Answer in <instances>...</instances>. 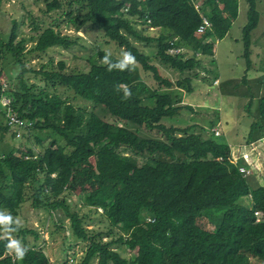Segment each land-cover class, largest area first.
<instances>
[{
	"label": "trees",
	"instance_id": "1",
	"mask_svg": "<svg viewBox=\"0 0 264 264\" xmlns=\"http://www.w3.org/2000/svg\"><path fill=\"white\" fill-rule=\"evenodd\" d=\"M193 1L200 3L202 15L211 26L200 38L194 36L200 15L193 8ZM41 2L45 14H54L32 40L26 54L68 47L70 42L59 34L61 25L72 26L75 32L81 28L94 30L117 49L131 52L140 71L149 74L156 87L153 94L143 97L142 90L146 89L136 84L137 76L131 79L132 69L109 71L103 64L91 65L86 72L66 73L64 63L59 61L54 68L48 66L35 72L45 85L61 87L93 109L100 107L108 115L106 120L44 90L35 92L34 87L22 82L21 92H12L8 86L11 111L29 125L22 128L21 138L30 131H44L49 141L42 147L35 137L37 146H41L36 153L34 149H14L15 152L0 155V216L12 218V223L0 224L4 231H0V264H49L40 250L25 242L26 236L37 240L34 230L15 220L28 196L32 209L41 210L48 218L51 213L60 212L68 220L71 236L84 243L81 259L73 264H237L233 260L243 253L264 264V186H255L238 172L237 165L230 162L227 144L214 140L219 136L217 130L218 136L214 137V129L208 134L194 124H168L182 111L192 114L193 110L173 102L168 93L158 92L180 88L182 84L189 86V76H197L202 58L212 55L215 41L222 39L231 27L230 20L221 12L224 0ZM244 3L240 55L247 71L251 65L250 34L257 25L258 13L256 0ZM149 27L155 32L149 34ZM15 38L16 23L11 20L6 40H0V60L3 54L13 59L20 68V78L25 70L24 40L15 42ZM138 44L153 47L157 65L140 51ZM171 47L189 51L188 57L167 54ZM160 67L189 76L171 82L160 75ZM243 81L244 76L241 84ZM119 85L128 87L130 98H123V89L117 91ZM144 98L151 100L152 105L142 104ZM257 112L263 120L264 81ZM3 129L15 138L5 125ZM174 155L186 160L171 162L158 158L170 159ZM26 156L35 159H24ZM90 158L93 164L87 163ZM79 164L87 173L94 171L108 179L123 180L137 207L134 224L120 230L121 234L113 240L103 241L108 234L86 230L82 218L69 210L64 191L72 168ZM117 211L113 202L104 215L117 223ZM13 229L16 230L7 235L19 237L21 245L27 248L23 260H16L15 254L6 250V233ZM115 245L123 246L128 257L114 250Z\"/></svg>",
	"mask_w": 264,
	"mask_h": 264
},
{
	"label": "rangeland",
	"instance_id": "2",
	"mask_svg": "<svg viewBox=\"0 0 264 264\" xmlns=\"http://www.w3.org/2000/svg\"><path fill=\"white\" fill-rule=\"evenodd\" d=\"M255 7H257L256 11L259 15V25L250 34L253 52L250 60L252 61V66L255 62L254 53L258 51V57L262 63H258L255 67L245 71L243 60L240 58L241 46L239 43L234 45L229 39H224L220 42L219 47H217L216 43L212 51L214 57L208 59L204 71L205 74H200V71L197 73L196 78H199L198 87L192 86V84H189V86L182 84L179 90L173 89L170 93L166 92L168 94L172 93L173 102L185 101L188 105L197 102L196 104L199 105V108H195V113L192 114L188 111L181 113L178 117L168 120V124L178 126L198 124L205 131L210 128H216L221 131V135L218 138H214V140L217 142L223 141V132L225 130L223 120H227V118L222 117V114L225 113L226 109L232 111L231 107L234 106L227 104V108L225 107V103L228 100L227 97L233 95L234 104H238L244 96L254 95L253 92L257 89V86L252 84L251 87L244 88L240 83L243 76L250 78L248 85L255 82L251 81L252 76H256V81L260 83L262 78H264V39L259 37L264 31V0H257ZM53 14H45L41 0H2L0 4V40L3 42L6 40L10 29V21L14 20L16 23L15 42L20 39L24 40L22 54L24 55L23 68L25 70L22 76L17 78L20 68L7 54H3V58L0 60L1 78L7 83L12 92L20 91V83L22 82L25 86L34 87L33 91L35 92L44 90L49 94H54L64 99L74 107L92 111L108 120V115H105L100 107L96 106L93 109L91 104L73 98L71 93L63 88H51L49 85H45L35 72L37 73L43 68L48 69V66L54 68V65L59 61L64 63V71L66 73L86 72L91 65L101 64L106 52H111V60L117 61V59L122 58L121 53L123 51L117 49L112 43L107 42L101 33L97 31L81 28L78 32H75L72 26L64 28L61 25L58 29L59 34L70 42L68 47L51 48L43 54H26L32 47V40L47 26ZM235 30L236 25L230 30L232 37L235 34ZM138 48L150 58L151 63L157 65L153 59L154 50L152 46L145 47L142 44H138ZM187 57L188 54L186 53ZM131 69V79L134 80L137 76L136 84H140L143 89H146L144 90L146 93H144L140 88L142 96H148L149 93L153 94L152 90L155 91L156 85L152 81L151 76L142 73L138 64ZM159 69L160 73L173 80L172 82L177 81V72L165 70L161 67ZM189 77L194 79L192 76ZM213 80H216L218 85H212ZM232 83H235V90L232 93H228L230 89L233 90V88L229 89L228 87ZM158 92L164 93L161 90ZM147 101L148 99L144 98L142 104H146ZM258 102L259 98L254 97L252 101L254 112ZM37 105L40 106L41 104L37 103ZM46 111L50 112V109H46ZM35 137L39 139L42 147L46 146L49 141L44 131H34V133L30 131L28 136L22 138L20 136L16 139L0 126V155L12 151L15 152L17 149H34L35 152L40 150L41 146H37L34 140ZM250 148H252L251 145ZM260 149L262 148L259 147L256 151H248L245 164L243 162L237 163L238 166H242L248 171L244 178L254 183L255 186H264V158L259 153ZM158 158L171 162L186 160L181 155H174L170 159H165L161 156ZM87 163L93 164V158L88 159ZM64 197L69 210L76 212L82 218L81 223L86 230L108 234L107 237L104 235L103 241L117 238L121 234L120 230L130 228L135 222L137 207L127 193L123 180L108 179L96 174L94 171L87 173L86 168L80 164L71 170V177L65 187ZM113 202L118 206L119 221L117 223L112 222L104 215V211ZM52 215L53 217L48 218L47 214L41 210L32 209L31 197L28 196L22 201L15 220L17 224L24 228L34 230L37 234V240L34 241L31 236H26L25 242L29 247L33 246L35 249L40 250L48 259L49 264H62L63 260L68 257H73L75 262H79L83 255L84 243L71 236L68 220L63 218L60 212L57 211ZM0 231L1 233L4 232L1 228ZM12 238L20 241L19 237ZM113 249L122 257H128L123 246L115 245ZM233 261L237 264H263V262L247 253H243V255L236 257ZM91 264H94V262Z\"/></svg>",
	"mask_w": 264,
	"mask_h": 264
},
{
	"label": "crops",
	"instance_id": "3",
	"mask_svg": "<svg viewBox=\"0 0 264 264\" xmlns=\"http://www.w3.org/2000/svg\"><path fill=\"white\" fill-rule=\"evenodd\" d=\"M245 9H246V5L244 3V0H224L223 4L221 5V12L226 18H228L230 20L231 27H230L229 31L227 32V34L222 39L215 41V43L213 44L212 51L214 49V45L217 43V47H219V43L222 42L224 39H229V41L232 42L234 45H238V43H239L241 46L240 30H241V27L243 26V24L245 22ZM256 10H257V7H256ZM234 25H236V30H235V34L232 37V35H230V30ZM258 25H259V15H258L257 25L252 32H254L257 29ZM259 37L264 39V31L259 35ZM249 50H250V56H249V60H250L252 57V54H253L251 42H250ZM188 53H189V51L187 52V54ZM258 56H259L258 51H255V53H254L255 62L253 63L252 66L250 65L249 69L251 67H255L256 65H258V63H260V64L262 63V61L260 60V58ZM213 57H214L213 53L211 56L203 57L197 71L204 73L208 59L209 58L211 59ZM240 58H241V55H240ZM250 63H252L251 60H250ZM165 70L172 71L170 69H165ZM159 71H160V69H159ZM160 75L162 77H167L161 73H160ZM185 75H186V77L189 76V75L187 76V74H185ZM185 75H182L183 76L182 77L181 75L177 74V76H178L177 80H179L181 78H185ZM193 78L194 79H190V77H189L190 84H192V86L198 87L199 78H196V77H193ZM205 78H206V75H205ZM256 79H257L256 76H252L251 81H255V82H252L251 84L248 85L250 78H246V76H244V81L241 84L244 88L251 87L252 84H255L257 86V89L253 92L254 95L244 96L242 98L241 102L238 104H236V103L234 104V101L232 99V97H234L233 95H229L227 97L228 100H227V103H225V107L227 108V104H231L234 106L231 107L232 111H229L228 109L225 110V108H224L225 113L222 112L223 113L222 117L227 118V120L222 119L223 125L225 128V130L223 132V141L222 142L226 143L227 146L229 147L230 157H238L239 158L240 154L247 153L248 151H250V149H251L250 145H251V146L256 147L257 149L259 147L262 148V149H260L259 153L264 158V153H263L264 152V120H262L260 118V116L258 115L257 106L255 109V112L253 111L254 108H252L253 107L252 101H253L254 97L258 99L260 94H261V91L263 88L264 78H262L261 83L259 81H256ZM169 80L171 82L173 81L170 78H169ZM240 83H241V80H240ZM217 85H218V83H217ZM228 87H229V89L233 88V90L230 89L228 92V93H232L235 90V83L229 84ZM173 89L179 90V88L173 87L169 90H161V91L170 93L173 91ZM169 95L171 96L172 93ZM171 98H173V96ZM204 102H206V101H204ZM193 103L194 104L188 105L187 102L183 101V102H178L177 104L178 105H188L193 110V113H195L194 109L199 108V105L196 104L197 102H193ZM146 105L151 106L152 101L148 99ZM233 110H234V112H233ZM183 112H186V111H182L181 113H183ZM217 124L220 125L219 122H217ZM194 125H196L199 128L204 129L203 127H200V125H198V124H194ZM0 126H2V127L4 126L3 119L1 117V115H0ZM212 129L217 130L216 128H210L206 132L208 134H210L209 132ZM217 131L219 132L218 137H220L221 131L220 130H217Z\"/></svg>",
	"mask_w": 264,
	"mask_h": 264
},
{
	"label": "built area",
	"instance_id": "4",
	"mask_svg": "<svg viewBox=\"0 0 264 264\" xmlns=\"http://www.w3.org/2000/svg\"><path fill=\"white\" fill-rule=\"evenodd\" d=\"M193 8L194 10L200 15V24L197 26V28L195 29L194 33H195V37L200 38V36H202L206 31H209L211 29V26L209 24L208 19L202 15V12L200 10V3L197 1H193ZM148 32L149 33H154L155 29L149 27L148 28ZM185 49H182L181 47H176V48H169L167 50V54L169 55H178V54H185ZM195 56L197 58H200L201 56L195 54ZM217 81L213 80L212 81V85H216ZM9 88L7 83L0 78V115L3 117L4 122H5V126L11 131V133H13L15 138H19L20 136V132L22 131V128L29 126L28 124H24L23 121H20L19 119L16 118V116L14 115V113L11 111V98L9 96ZM212 134L214 137L218 136V132L216 130H212ZM256 147L252 146V148L250 149V152L256 151ZM33 153H36L34 150H32ZM247 153H243L240 154L239 158L238 157H230V162H232L233 164L237 165V169L238 172L243 176L246 177L245 175L248 174V171L246 169H244L242 166H238V162H243L244 164L246 163L247 160ZM24 159H28V160H33L35 159L34 156L29 157L26 156L24 157ZM217 160H220V158H218ZM53 176V175H52ZM53 213H51V216ZM256 215V213H255ZM74 260L70 257L67 258L65 264H73Z\"/></svg>",
	"mask_w": 264,
	"mask_h": 264
},
{
	"label": "clouds",
	"instance_id": "5",
	"mask_svg": "<svg viewBox=\"0 0 264 264\" xmlns=\"http://www.w3.org/2000/svg\"><path fill=\"white\" fill-rule=\"evenodd\" d=\"M111 55H112L111 52H106V54L101 60V64L106 65L109 71H112L114 69L120 71L130 70L131 68H134L137 63L135 57L132 55L131 52L128 51H123L121 53L122 58L117 59L115 63L112 62ZM121 89H123L124 92L123 98L126 99L131 97V91L128 89L126 85L117 86V91ZM9 223H12L11 215L7 217L0 216V224H9ZM15 230L16 229L7 231L6 235ZM7 239H8V243L6 245L7 252L9 254L14 253L16 260H23L27 253V248L23 247L19 240L11 238L10 235H7Z\"/></svg>",
	"mask_w": 264,
	"mask_h": 264
}]
</instances>
